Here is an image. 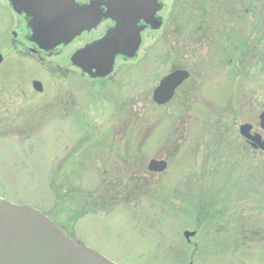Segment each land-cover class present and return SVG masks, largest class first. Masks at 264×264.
I'll use <instances>...</instances> for the list:
<instances>
[{
    "label": "rangeland",
    "instance_id": "1",
    "mask_svg": "<svg viewBox=\"0 0 264 264\" xmlns=\"http://www.w3.org/2000/svg\"><path fill=\"white\" fill-rule=\"evenodd\" d=\"M162 5L160 31L100 81L70 59L100 31L31 57L23 18L0 0V80H20L25 111L21 131L0 133V197L117 264H264V151L240 133L264 110V0ZM176 68L192 76L159 106Z\"/></svg>",
    "mask_w": 264,
    "mask_h": 264
},
{
    "label": "water",
    "instance_id": "2",
    "mask_svg": "<svg viewBox=\"0 0 264 264\" xmlns=\"http://www.w3.org/2000/svg\"><path fill=\"white\" fill-rule=\"evenodd\" d=\"M19 13L31 18L32 37L41 49L72 42L76 36L96 27L101 15L92 13L89 6L78 5L75 0H10ZM108 16L116 20V26L95 42L78 49L71 57L75 66L93 78L109 76L114 71L117 56L136 57L142 43L144 19L156 29L155 15L162 9L159 0H111ZM4 56L0 52V64ZM187 69H175L163 77L154 90L153 98L164 105L174 98L178 87L190 78ZM35 88L43 90L41 82L34 81ZM260 125L264 129V112ZM252 125H241V134L253 147L264 150V137L252 134ZM149 170L163 172L168 162L160 159L149 161ZM195 231H185L188 240ZM0 264H117L100 252L72 241L56 222L42 210L29 205H16L0 197Z\"/></svg>",
    "mask_w": 264,
    "mask_h": 264
},
{
    "label": "flooded vegetation",
    "instance_id": "3",
    "mask_svg": "<svg viewBox=\"0 0 264 264\" xmlns=\"http://www.w3.org/2000/svg\"><path fill=\"white\" fill-rule=\"evenodd\" d=\"M110 1L111 0H75V2L78 5L89 6L93 14L98 12L99 15H101L98 23L96 24V27L93 28L92 31H86L81 35V36L86 35V33H95L96 34L97 32L100 31L99 34L96 35V37L93 38L90 42L97 41V39L104 37V35L110 29H112L116 26V20L113 17L107 15V12H108L109 7L111 5ZM160 1L162 2V0H160ZM14 11L18 14L19 17L23 18L22 19L23 23L20 24L19 28L20 29L21 28L28 29V37H27V39L29 40L28 50H29L31 57H38V58L44 59V58L55 56V54L61 53L63 46L67 47L71 44H74L78 39L82 38L80 36L79 38L75 39V41H73L70 44H65V45H62V46L55 48L54 51L40 50L38 45L31 39L32 29L30 26V18L27 17L26 12L19 13L16 10V8L14 9ZM155 17L157 20V21H155V23L157 22L156 24H158V22H160V21L162 23L164 22L163 17L160 15V12H158L155 15ZM138 24L140 26H142L141 34L143 36H144V34L149 35L150 32H157V31L159 32L161 27L164 25V23H163V25L159 29H156L152 26L151 23H149V24L146 23V21L144 19L140 20ZM90 42H86V44L90 43ZM86 44L78 47V49L85 46ZM18 46H20V43L18 44ZM119 57H122V56L119 55ZM123 58H125V57H123ZM127 60H130V59H127ZM42 61H44V60H42ZM71 65L74 69H79L78 67L73 66L72 63H71ZM60 70H59V72L63 75V74H68L67 71L70 72L71 69L70 70L66 69L67 73H65V71H63V70L62 71H60ZM79 70L82 72L81 69H79ZM110 76H112V75H110ZM106 79H103V80L101 79L100 81H105ZM19 81L20 80L15 78V76H13L11 78H2V80H0V133H4L6 131H9V132L21 131L25 127L24 118H23V116H24L23 114L25 113V111H23L24 109H23L22 99L20 97L21 93L16 91L17 89L21 88V83ZM181 87H182V85H181ZM178 90H179V88L177 89V91ZM177 91H176V94H177ZM8 95H10V96H8ZM175 95H174V98H175ZM262 112H264V110ZM241 124H243V123H241ZM249 124H251L253 126L251 129V133L264 136V129H262L260 124H259L260 129H256L255 125L251 122ZM244 139H245L246 144L249 147H251L250 142L248 140H246L245 137H244ZM126 197H129V196H126ZM118 198H119L118 195L113 196V199H118Z\"/></svg>",
    "mask_w": 264,
    "mask_h": 264
}]
</instances>
